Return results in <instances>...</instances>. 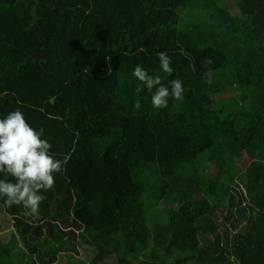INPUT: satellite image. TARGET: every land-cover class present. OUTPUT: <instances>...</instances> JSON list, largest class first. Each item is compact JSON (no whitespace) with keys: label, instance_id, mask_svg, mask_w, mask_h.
I'll return each instance as SVG.
<instances>
[{"label":"trees","instance_id":"1","mask_svg":"<svg viewBox=\"0 0 264 264\" xmlns=\"http://www.w3.org/2000/svg\"><path fill=\"white\" fill-rule=\"evenodd\" d=\"M137 65L183 99L154 108ZM17 108L67 164L36 215L0 199V264L81 245L88 264H264V0H0V118Z\"/></svg>","mask_w":264,"mask_h":264},{"label":"clouds","instance_id":"2","mask_svg":"<svg viewBox=\"0 0 264 264\" xmlns=\"http://www.w3.org/2000/svg\"><path fill=\"white\" fill-rule=\"evenodd\" d=\"M160 68L164 73L171 74L172 60L167 52L158 53ZM213 60L206 57L203 66L206 83H212ZM132 75L145 86L149 92L155 89L151 97L152 106L156 109L168 107L171 96L179 101L183 99L184 87L180 79H173L170 88L162 83L159 75L152 76L141 65H137ZM143 88L139 85L136 92ZM56 98H50L54 101ZM141 107L139 101L134 105ZM44 129L32 127L26 120L23 112L17 108L0 118V173L12 180L0 179V199L6 207L13 205L23 206L24 215H36L40 204L45 200L42 191L46 192L55 186V174L63 173L67 160L57 159L51 152L52 144L44 138Z\"/></svg>","mask_w":264,"mask_h":264},{"label":"rangeland","instance_id":"3","mask_svg":"<svg viewBox=\"0 0 264 264\" xmlns=\"http://www.w3.org/2000/svg\"><path fill=\"white\" fill-rule=\"evenodd\" d=\"M231 4H233V2ZM235 185H237L236 187L239 190L240 195L243 199L244 203L242 205L246 203H252L253 197H255L254 192L252 190L247 189L239 180L236 181ZM164 218V215L159 216L161 227L165 225ZM12 232L13 230L11 228L9 219L3 214L2 211H0V239L3 242H7ZM17 244L19 247H21L20 242H17ZM67 257L68 259L59 257L57 264H88L89 261L95 257V254L88 246L81 245L79 255H68Z\"/></svg>","mask_w":264,"mask_h":264}]
</instances>
